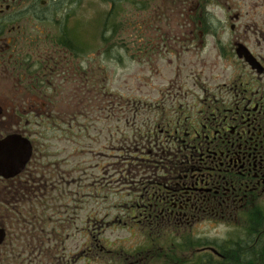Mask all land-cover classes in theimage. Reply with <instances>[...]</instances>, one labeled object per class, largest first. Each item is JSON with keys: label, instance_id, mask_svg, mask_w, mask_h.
Returning a JSON list of instances; mask_svg holds the SVG:
<instances>
[{"label": "rangeland", "instance_id": "rangeland-1", "mask_svg": "<svg viewBox=\"0 0 264 264\" xmlns=\"http://www.w3.org/2000/svg\"><path fill=\"white\" fill-rule=\"evenodd\" d=\"M215 3L207 10L209 25L205 31L209 36L192 42L164 37L149 41L138 25L143 11H131L130 21L125 23L117 14L119 19L114 17L113 32L109 36L105 31L110 28L103 26L101 18L103 10L98 12L99 23L97 17L93 19L92 6L77 12L78 21H71L75 22L74 29L68 34L84 40L91 48L88 52L98 49L99 57L83 59V64L87 65L83 71L87 77L91 76L90 81L84 80L81 85L77 77L68 75L66 92L82 90L88 95L81 105L68 112L66 122L49 123L38 119L25 126L27 118L24 117L18 126L6 130V133L17 130L28 136L35 155L40 157L34 164H28L25 179L22 176L36 203L30 209L38 224L36 227L15 225L12 212L27 210L28 205H0V217L4 221L0 224L7 233L3 244L6 254L0 260L114 264L117 259L142 250L144 244L149 245V238H161L160 251H169L170 217L163 214V217L149 219L142 229L145 239L138 221H142L144 212L159 216L160 211L165 213L171 206L174 211L179 209V204L171 205L167 197L159 199L163 190L157 195L151 190L154 186L151 183L160 175L153 165L159 156L177 146L173 131L185 125L190 133L195 130L202 135L211 124L214 127L220 119L231 117L225 109L235 111V98L239 102L244 97L242 107L246 102L253 104L264 94V77L256 75L235 56L225 54L222 46L229 42L224 40L226 30L223 31L222 26L225 19L227 24L229 22L228 12ZM173 14L171 10L163 11L162 34L172 33ZM161 33L153 29L149 34ZM101 34L109 37L114 62L100 54L102 39L98 36ZM124 34L131 35L129 41L122 39ZM62 106L63 101L55 109ZM235 183L236 187L226 195L234 194L239 200L244 194L238 187L239 181ZM144 188L151 193L147 194ZM249 196L244 198L250 203ZM255 198L261 199L252 202V209L229 212V217L219 220L222 223L196 220L188 230H181L185 244L181 251L192 257V253L204 245H221L226 247L227 255L234 256L231 251H235V256L241 259L248 256L250 261L251 250H237L235 242L245 238L235 232L246 230L247 235H259L261 241L264 193ZM65 233L66 242L63 241ZM28 238L33 240L31 247L27 245ZM158 243L151 242L147 257L142 253L138 258H143L147 264L158 262L160 258L155 255L159 251L156 250ZM201 256L193 254L194 259ZM130 260L128 258V262Z\"/></svg>", "mask_w": 264, "mask_h": 264}, {"label": "flooded vegetation", "instance_id": "flooded-vegetation-1", "mask_svg": "<svg viewBox=\"0 0 264 264\" xmlns=\"http://www.w3.org/2000/svg\"><path fill=\"white\" fill-rule=\"evenodd\" d=\"M212 2L228 12L229 22L227 24L225 19L222 26L223 31L226 30L224 40L229 42V45L222 46L225 54L235 56L256 75L264 77V0H0V141L15 135L25 139L30 147L29 158L22 171L7 178L0 176V205H28L27 210L16 209L12 212L15 225L36 227L38 224L33 210L30 209L36 203L31 198V190L28 189L27 181L22 180V176L25 179L28 164H34L40 157L35 155L28 136L18 133L17 130L11 133H6V130L10 127L12 129L14 125L18 126L24 117L27 118L25 126L36 123L38 119L49 123L66 122L68 112L85 100L83 98L88 95L87 92H66V79L68 80V75L77 77L81 85L84 80L90 81L91 76L87 77L86 71H83L87 65L82 61L88 57H99V50L88 52L87 49L91 48L84 40L68 34L74 29L72 24L78 21L77 12L91 9L92 6L93 19L97 17L99 23L98 12L103 10L101 18L104 24L100 25L110 28L105 31L109 36L113 32L111 28L114 27V17L118 18L117 14L122 18V23H125L130 21L131 11H143L141 23L138 25L143 28V37L147 36L149 41L164 37L171 41L192 42L209 36L205 30L209 25L207 10ZM164 10L174 11L171 18L172 33H161ZM79 17L82 18V13ZM74 19L75 22L71 23ZM149 28L156 33L160 31L161 34H149L152 31ZM104 35L98 36L102 39L100 54L109 62H114L113 47L108 43L109 37ZM130 38L131 35H122L124 41H129ZM135 38L139 39L137 36ZM238 53L241 57H238ZM244 54L253 60L255 68L244 59ZM244 100L241 97L237 102L235 98V111L225 109L231 113V117L220 119L218 123H214V127L211 124L202 135L195 130L190 133L185 125L178 126L173 131L177 146L172 147L167 154L159 156V160L153 165L157 172L160 171V175L151 183L154 185L151 190L156 195L163 190L159 199L162 201L167 197L171 205L178 203L179 209L174 211L171 206L165 213L160 211L159 216L144 212L142 221H138L141 229L139 232L145 239L146 234L142 229L150 222L149 219L163 217V214L170 217L171 247L163 253L160 251L162 239L149 238V245L144 244L142 250L135 251L133 255L125 254L126 257L117 259L114 264H147L148 262H143V258L138 257L142 253L147 257L150 252L147 247L154 241H159L156 245V250L159 251L155 255L158 254L160 258L155 264H264V233H261L263 236L259 241V235L255 236L254 233L247 235L243 229L235 232L245 238L244 241L235 242L237 250L252 251L249 262L242 261L238 255L235 258L227 255L226 247L221 245H204L196 253H192V257L187 256V253L182 252L185 244L179 233L181 230H188L196 220H217L222 223L219 220L229 217L231 213H239L243 208L252 209V202L261 199L255 197L264 193V94L253 104L246 102L240 107ZM62 101V108L56 110L55 106ZM174 154L176 155L165 161ZM235 181H239L238 187L244 194L239 200L234 194L226 195L236 187ZM144 191L151 193L147 188ZM247 195H250V203L245 201L247 198L244 197ZM6 219L7 217L5 224H8ZM0 223L4 224L3 217H0ZM0 230L3 232L0 243L1 258L6 254L3 244L7 233L2 224ZM67 239L68 235L65 233L63 241L66 242ZM32 241L28 238L27 245L31 247ZM35 245L39 246L41 243L35 242ZM193 254L202 256L194 259ZM128 258L132 260L128 262ZM0 264L54 262H4L1 259Z\"/></svg>", "mask_w": 264, "mask_h": 264}, {"label": "water", "instance_id": "water-1", "mask_svg": "<svg viewBox=\"0 0 264 264\" xmlns=\"http://www.w3.org/2000/svg\"><path fill=\"white\" fill-rule=\"evenodd\" d=\"M241 57V54H237ZM244 54V59L255 68L253 60ZM30 147L27 141L19 136H9L0 141V176L7 178L22 171L29 158ZM4 163V164H3ZM3 232L0 230V243Z\"/></svg>", "mask_w": 264, "mask_h": 264}, {"label": "trees", "instance_id": "trees-1", "mask_svg": "<svg viewBox=\"0 0 264 264\" xmlns=\"http://www.w3.org/2000/svg\"><path fill=\"white\" fill-rule=\"evenodd\" d=\"M231 253H234V256H233V254H232V257L235 258V257H236V256H235V253H236V252H235V251H231ZM244 254H245V255H248L249 252H245ZM244 254L242 253L243 256H244ZM240 256H241V255H240ZM227 257H229V256H227ZM247 257H248V256H247ZM247 257H245V258H243V259H241L240 257H239V258H240L242 261H244V262H249V258H247Z\"/></svg>", "mask_w": 264, "mask_h": 264}]
</instances>
